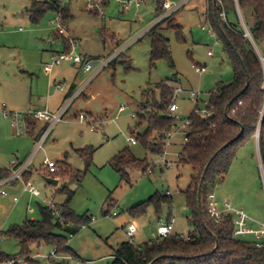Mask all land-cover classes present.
Instances as JSON below:
<instances>
[{
    "label": "rangeland",
    "instance_id": "374dc122",
    "mask_svg": "<svg viewBox=\"0 0 264 264\" xmlns=\"http://www.w3.org/2000/svg\"><path fill=\"white\" fill-rule=\"evenodd\" d=\"M106 1H102L101 13L97 9H88L85 0H60L62 6L69 5L71 10L72 18L65 26L68 34L79 42L76 52L96 62L93 71L87 73L70 62L54 63L53 56L65 51V43L55 23L59 15L56 11L47 12L34 23L27 12L33 0H0V180L5 167L19 160L27 161L35 147L32 134L15 135L10 120L4 116L2 104L14 109L53 108L62 96L54 84L55 79L66 80V83L77 81L76 88H79L97 71L100 60L109 58L69 108L65 121L55 126L43 148L34 155L30 181L40 190L41 197L26 192L22 182H0V249L5 253L14 255L20 251L17 240L6 236L5 231L26 219H41L39 204H45L46 199H54L56 205L64 203L67 195L58 191L64 185L75 190L71 201L75 212L96 218L69 236V247L79 257L72 255L67 264H111L115 249L128 241L123 225L129 221L138 224L135 245L154 239L153 233L159 225L167 223L170 216L175 218L172 234L190 235L194 230L189 221L192 211L187 204L193 170L190 165L181 164L180 155L185 140V132L181 129L196 102L187 93L177 95L179 119L167 135L163 154L147 150L140 141L133 144L131 139L146 130V121L137 125L138 114H144L147 93L160 100V84L200 91L198 104L205 108L210 93L219 82L233 81V66L224 44L219 39L215 44V36L209 31L213 26L210 14L213 1L188 0L181 9L169 15L183 28L182 38L174 29L167 28L166 23L161 24L158 31L169 39L174 68L165 59L151 64L149 30L167 18L157 21L160 18L156 13L158 0H144L140 8L134 6L127 10L119 0H108L107 4ZM236 9L237 14L228 13V19L239 26L238 16L242 14L244 19V15L240 5ZM93 11L99 14H93ZM254 20L253 16L249 18L250 23ZM252 44L257 52L264 54L263 43L259 50L255 43ZM209 50L214 51V56L208 55ZM196 65L207 66V71L197 72ZM122 106L124 109L120 110ZM258 135V145L253 138L243 145L228 174L215 186L217 202L223 203L218 205L224 206L221 197L229 199L234 206L250 214L254 219L250 225L254 228L264 223V151L260 148ZM82 148L95 149L82 182L77 184L58 176V185L49 184L45 175L50 177L52 172L43 169L42 173V166L48 160L59 162L64 157L73 170L84 171L86 161L77 151ZM126 149L137 158H146L152 165L151 172L132 168L129 170L131 181H122L111 161ZM64 166L58 163V168ZM168 192H172L171 204L163 202L157 211L155 204L150 202L145 213L131 215L133 206L149 200L156 193ZM107 206L110 212L118 214L107 216ZM36 249L47 253L51 246Z\"/></svg>",
    "mask_w": 264,
    "mask_h": 264
},
{
    "label": "trees",
    "instance_id": "16d2710c",
    "mask_svg": "<svg viewBox=\"0 0 264 264\" xmlns=\"http://www.w3.org/2000/svg\"><path fill=\"white\" fill-rule=\"evenodd\" d=\"M158 2L156 13L160 16L164 12V0H158ZM238 4L243 11L245 23L254 42L260 47L264 41V0H238ZM236 7L235 0H223V6L218 5L217 14L214 12L213 4L210 13L214 32L223 42L225 52L233 66V81L219 82L210 93L207 106L209 114L203 115L199 111L201 109L199 104L196 103L186 119L189 125L185 128L186 143L180 155V162L190 165L193 170L192 183L187 190V204L192 211L189 221L194 227V230L189 233L191 239L186 240L179 234H170L139 245L124 241L115 249L111 264H149L161 255L166 257H160L153 264H264V238L257 240L253 236H236V226L232 215L213 220L207 210L208 194L215 190L216 184L228 174L238 150L259 133L260 148L262 152L264 151V67L252 42L244 36L245 32L240 19L238 26L231 23L229 19L228 22H224L220 16L222 8L227 16L230 12L237 14ZM49 11H56L66 26L72 18L69 5L62 6L60 0H33L27 12L30 20L37 23ZM93 14L99 13L93 11ZM252 16L255 20L250 23L249 18L251 19ZM162 23H166L167 28L174 29L179 38L183 37V28L176 23L172 15L152 26L149 30L152 36L151 64L156 65L158 60L165 59L169 66L174 68L169 39L158 31ZM58 34L62 36L65 43L63 52H69L72 49V38L59 32ZM248 81L249 86L245 89ZM159 88L160 100L152 97L151 93H147V103L143 106L144 114H138L140 121L137 124L140 125L146 121L147 128L144 133L135 138L137 142H142L147 150L160 155L165 152L166 138L176 126V119L169 113L174 87L162 83ZM39 123L33 120L29 131L30 134L36 135V138L46 127L44 125L39 128ZM242 126L244 131L237 137ZM233 139V142L220 150L224 144ZM77 151L86 161L84 171L73 170L66 161L62 160L57 161V165L60 163L66 166L63 169L59 167L58 171L50 173V177L64 176L69 178V181L80 184L92 163L95 149L82 148ZM217 151L218 154L205 173L199 201L198 187L201 177L211 157ZM111 164L120 174L122 181L127 182L131 181L130 169L140 168L147 172L152 166L146 158H137L127 149L117 154ZM29 178L30 172L25 173V179L29 180ZM58 191L67 195L65 202L57 205L62 218L56 216L45 204H39L41 219H26L22 224L12 225L5 231L6 236L17 240L20 251L11 255L0 249V260L28 257L33 253L34 248H41L44 245L55 247L60 253L78 257L69 247L68 238L70 235H75L82 224H89L92 217L80 216L71 207L75 190L64 185ZM150 202L155 204L159 211L163 202L172 203L171 194L156 193L149 200L133 206L130 209L131 215L135 217L145 213L146 206ZM108 208L109 206L106 207L107 211ZM171 218L170 216L167 222ZM215 236L218 238L219 245L217 250L212 252L216 245ZM28 264L45 263L41 259H32L28 261ZM53 264H67V260H54Z\"/></svg>",
    "mask_w": 264,
    "mask_h": 264
},
{
    "label": "built area",
    "instance_id": "2783aa9c",
    "mask_svg": "<svg viewBox=\"0 0 264 264\" xmlns=\"http://www.w3.org/2000/svg\"><path fill=\"white\" fill-rule=\"evenodd\" d=\"M87 3L88 9H93V10H98L101 13H103V5L102 1L103 0H85ZM122 7L127 10L130 9L131 7H136L140 8L144 0H119ZM213 1V0H212ZM188 0H179L177 2L175 1H168L166 0L163 3V10L164 12L160 15V18L157 21L162 20L163 18L169 16L173 12L181 9ZM218 5L223 6V0H217ZM236 6L238 5V0H235ZM220 16L223 19L224 22H228V16L224 8H222L220 12ZM241 17V18H240ZM240 23L241 20L243 21L241 23L243 29H244V36L247 37L252 43H255L252 35L248 29V27L245 24V21L242 17V14L239 15ZM58 32L63 35L68 36V29L62 22L61 16L58 15L56 21ZM231 27V26H230ZM202 29H206L205 26H202ZM209 31L211 34L215 36V44L217 43L218 37L214 32V28L211 26L209 28ZM256 44V43H255ZM254 45V44H253ZM264 45V41H263ZM256 48L258 49V45L256 44ZM79 47V42L76 40L72 39V49L69 52H62L53 57L54 63L59 65L62 62H70L76 65H81L83 70L87 73L92 72L94 67L96 66V62L94 59H87L86 57L82 56L81 54L76 52V49ZM260 49V48H259ZM258 49V50H259ZM257 52V51H256ZM260 61L264 67V54L261 52H257ZM209 56H214V51L209 50L208 51ZM107 59L100 60V66L95 71L90 75V77L79 87L75 88L74 91L68 95V97L65 100V103L63 106L57 110L56 112H51L47 109H33L29 108L27 110H9L7 108L4 109V116L8 118L11 122V126L15 132V135L17 136H23L27 133H29L31 129V124L33 120H37L38 122H43L45 123L46 127L42 131V133L39 135V137L36 140L35 144V149L34 152L32 153L31 157L27 161L23 162H14L12 163L9 167V175L7 177L8 181H19L24 184V190L27 192H30L31 194L40 197L41 192L40 190L36 187L35 184H33L30 180L25 179V173L28 172L31 164L33 157L35 153L43 147V144L51 131L53 130L54 126L62 122L64 120L65 114L67 113L69 107L74 103V101L83 93V90L87 83L100 71L102 68L109 62ZM196 71L199 73H204L207 71V66H201V65H196ZM59 88L61 90H64L65 87L64 85H59ZM187 93L189 97L194 100L196 103H198L199 99V94L200 91H195V90H186L182 87H178L174 89L173 93V100L172 103L169 107V113L175 117V119H179V116L176 114L177 110L179 109V104L176 102L177 95ZM208 103L205 108L199 109V111L203 115L209 114V110L207 108ZM124 106L120 108V110H123ZM136 117V115H133V117ZM84 115H81V118L84 119ZM189 125V121L186 120V123L183 125V128H186ZM131 143L135 144L137 143V139L134 137L131 139ZM186 143V139L185 142ZM164 158V157H163ZM163 162L168 163V160L162 159ZM47 168L49 169L50 172H56L59 170L57 161L54 160H49L45 163ZM148 172H151V169L148 170ZM3 193H5L3 191ZM170 193V192H168ZM18 198L15 197V201H17ZM45 205L48 206L56 216L59 218H62L61 216V211L58 209L56 203L53 200H45ZM208 213L210 215V218L213 220H220L222 219L225 215H232L234 218L236 230H235V235L236 236H253L257 240H261L264 238V223H262L261 227L254 228L250 225V221L254 220L250 214L245 211L243 208H239L234 206L231 202H225L223 207H220L217 202V197H216V191L213 190L210 194H208V206H207ZM117 212H106L107 216H115L117 215ZM96 218H92V221H95ZM62 222L65 223V220L62 219ZM174 223H175V218L172 217L171 220L167 223H162L159 225L157 232L153 233L154 238H163L167 237L170 234H172L174 230ZM86 224H82L81 227H85ZM138 224L134 221H131L127 226H126V236L128 238V241L134 242V237L138 231ZM73 236V235H71ZM186 240H190L191 236L190 235H181ZM2 239V236L0 235V240ZM73 256L69 254H63L60 253L56 250L55 247H51L49 252L43 253V252H34L28 257H16L11 260H0V264H28L29 260L32 259H41L45 261V264H53L54 260H69L72 259ZM114 258V257H113Z\"/></svg>",
    "mask_w": 264,
    "mask_h": 264
},
{
    "label": "crops",
    "instance_id": "0c3cea01",
    "mask_svg": "<svg viewBox=\"0 0 264 264\" xmlns=\"http://www.w3.org/2000/svg\"><path fill=\"white\" fill-rule=\"evenodd\" d=\"M68 33H69V31H68ZM68 36H70L69 34H68ZM71 37V36H70ZM72 38V37H71ZM73 40H76L75 38H72ZM77 41V40H76ZM59 54V53H58ZM55 56V55H54ZM53 56V57H54ZM77 66H80L81 68H82V66L81 65H77ZM83 69V68H82ZM67 81L66 80H54V84L57 86V88L59 89V90H61L60 88H59V85H64V87H65V89L64 90H61V92H62V96L60 97V100H59V102L53 107V108H51V107H48V106H46V107H44V108H42V107H40V106H30V107H28L27 109H29V108H33V109H47V110H49V111H51V112H56L57 110H59L62 106H63V104L65 103V100H66V98L68 97V95H70L73 91H74V89L78 86V84L76 83L77 81H73L72 83H66ZM187 90V89H186ZM89 98H92V95H89ZM72 106V105H71ZM5 108H7V109H9V110H27V109H14V108H9V106L7 105V104H5V103H3L2 104V109H3V111H4V109ZM70 108V107H69ZM193 109H194V107H193ZM68 111H69V109H68ZM68 111H67V113H68ZM66 113V114H67ZM65 114V115H66ZM63 121H65V117H64V120ZM58 124V123H57ZM56 124V125H57ZM45 125V123H43V122H40V126H39V128L40 127H43ZM55 125V126H56ZM55 126H54V128H53V130L51 131V133L54 131V129H55ZM183 129H185V128H183ZM183 129H181V131H183V132H185ZM178 130H180V129H178ZM51 133L49 134V136L51 135ZM33 136V138H34V143L36 144V140H37V138H36V135H32ZM49 136L47 137V139L49 138ZM171 137H172V135H171ZM258 137H259V135H258ZM47 139L45 140V142L47 141ZM255 141H256V144L258 145V140H257V137L255 136L254 138H253ZM44 142V143H45ZM184 142H185V140H184ZM182 145H184V143L182 144ZM43 146H44V144H43ZM43 148V147H42ZM41 148V149H42ZM34 149H35V147H34ZM41 149H39V150H41ZM38 150V151H39ZM37 151V152H38ZM33 152H34V150H33ZM32 152V153H33ZM31 153V154H32ZM36 154V153H35ZM34 158V157H33ZM19 159V158H18ZM62 160H64V157L61 159V161ZM20 161V160H19ZM49 161V160H48ZM32 164H33V162H32ZM32 164H31V166H30V168H29V170H28V172H30V178H29V180H31V178H32V175H33V167H32ZM43 169H48L47 168V166L44 164L43 166H42V168H41V172L42 173H44L43 172ZM8 175H9V170H8V167H5V169H4V172H3V176L1 177L2 178V180H0V182H1V184H3V183H6V182H9V183H13V184H18L19 183V181H8V179H7V177H8ZM45 175V174H44ZM45 177H49V176H46L45 175ZM56 179H58L59 181H58V184H59V182H60V179L59 178H56ZM27 192V191H26ZM30 193V192H29ZM3 194H5V193H3ZM171 195H172V192L170 193ZM41 197V196H40ZM216 197H217V200H218V196L216 195ZM221 199H222V201L221 202H223V200H224V202H231L229 199H227V198H225L224 199V197H221ZM46 200H51V199H46ZM53 201H55L54 199H52ZM56 202V201H55ZM57 203V202H56ZM232 203V202H231ZM60 204V203H59ZM218 204H222L223 205V203H219V201H218ZM233 205H234V203H232ZM108 211H109V208H108ZM107 210H106V208H105V213L106 212H108ZM93 218V217H92ZM129 223H130V221H129ZM128 222L125 224V225H123V228H124V230H126V226L129 224ZM125 234H126V231H125ZM141 244V243H140ZM34 252H40L38 249H36V248H34L33 249V253ZM74 252V251H73ZM77 256H78V254L76 253V252H74ZM79 257V256H78Z\"/></svg>",
    "mask_w": 264,
    "mask_h": 264
},
{
    "label": "water",
    "instance_id": "95a60500",
    "mask_svg": "<svg viewBox=\"0 0 264 264\" xmlns=\"http://www.w3.org/2000/svg\"><path fill=\"white\" fill-rule=\"evenodd\" d=\"M213 7H214V12H215V14H217V12H218V2H217V0H213ZM238 56L240 57V55L238 54ZM249 81L247 82V84H246V87H245V89L249 86ZM260 125H261V123H260ZM243 131H244V126H242V129H241V132H240V134L237 136V137H239L242 133H243ZM234 141V139L233 140H231L230 142H228V143H226V144H224V146L222 147V148H220V150L221 149H223V148H225V147H227L228 145H229V143H231V142H233ZM220 150H218V151H220ZM218 151L211 157V159H210V161L208 162V164H207V166L205 167V170H204V173H203V175H202V177H201V180H200V183H199V187H198V197H199V201H200V199H201V191H202V186H203V183H204V178H205V173H206V171H207V169H208V166L210 165V163H211V161L216 157V155L218 154ZM45 179H46V181L49 183V184H51V185H58V179H56V178H52V177H45ZM199 207H200V205H199ZM215 240H216V245H215V247H214V249L212 250V252H215L216 250H217V248H218V245H219V241H218V238L215 236ZM160 257H166L165 255H161V256H159V257H156L152 262H150L149 264H153L155 261H157Z\"/></svg>",
    "mask_w": 264,
    "mask_h": 264
}]
</instances>
